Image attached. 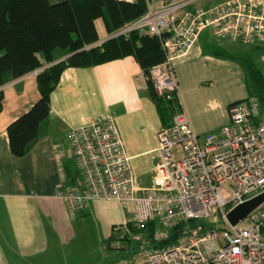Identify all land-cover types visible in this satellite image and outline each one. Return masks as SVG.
I'll list each match as a JSON object with an SVG mask.
<instances>
[{
    "label": "built area",
    "instance_id": "obj_1",
    "mask_svg": "<svg viewBox=\"0 0 264 264\" xmlns=\"http://www.w3.org/2000/svg\"><path fill=\"white\" fill-rule=\"evenodd\" d=\"M198 1L162 0L152 6L146 0L141 17L86 47L133 32L160 45L163 60L137 76L151 82L157 97L176 99L172 124L155 136L158 161L150 186L139 189L114 119L101 114L69 132L80 183L62 186L56 197L68 212L88 201L127 205L136 213L130 221L137 228L149 221L161 228L196 222L176 244L147 252L140 264H264V202L236 225L226 219L232 208L264 194V107L257 97L232 103L229 123L200 139L178 99L174 66L206 28L219 38L264 49V0H227L211 8L197 6ZM213 208L226 223L220 234L203 225ZM246 219L249 224L242 225Z\"/></svg>",
    "mask_w": 264,
    "mask_h": 264
},
{
    "label": "crops",
    "instance_id": "obj_2",
    "mask_svg": "<svg viewBox=\"0 0 264 264\" xmlns=\"http://www.w3.org/2000/svg\"><path fill=\"white\" fill-rule=\"evenodd\" d=\"M148 1L156 6L162 0ZM225 1L199 0L197 6L211 8ZM248 65L262 73L264 49L219 38L210 28L201 32L186 57L175 62L178 99L200 139L229 123L232 103L254 97ZM141 72L132 56L65 69L50 96V116L41 123L37 140L23 157L11 153L6 131L39 99L37 73L3 87L0 264H55L54 254L73 246L75 224L94 218L109 230L110 225L130 221L129 207L115 201H88L79 211L68 212L56 192L80 183L69 132L101 114L114 119L139 189L150 186L158 161L155 136L163 126L155 103L146 94L145 80L137 77Z\"/></svg>",
    "mask_w": 264,
    "mask_h": 264
},
{
    "label": "trees",
    "instance_id": "obj_3",
    "mask_svg": "<svg viewBox=\"0 0 264 264\" xmlns=\"http://www.w3.org/2000/svg\"><path fill=\"white\" fill-rule=\"evenodd\" d=\"M146 10V0L131 3L115 0H0V111L3 87L41 69L36 76L39 99L7 127L9 149L14 156L23 157L37 140L41 123L50 116L51 93L65 69L87 68L132 56L147 75L153 65L163 60L158 41L136 32L86 48L99 42L95 28L97 19H103L109 36L141 17ZM248 76L251 95L257 97L264 107L263 74L248 65ZM146 90L147 96L155 103L162 126H170L176 99L169 102L157 97L150 81L146 82ZM195 224V221L176 224L170 228L167 238L157 241L156 221L146 222L139 228L129 221L127 230L113 227L106 242L109 249L113 248L114 242L129 246L133 241L131 235H138L140 240L135 243L149 249L161 248L174 244L185 226Z\"/></svg>",
    "mask_w": 264,
    "mask_h": 264
},
{
    "label": "rangeland",
    "instance_id": "obj_4",
    "mask_svg": "<svg viewBox=\"0 0 264 264\" xmlns=\"http://www.w3.org/2000/svg\"><path fill=\"white\" fill-rule=\"evenodd\" d=\"M95 28L97 31L99 41L105 39L108 36V32L106 30L102 18H99L95 21ZM206 33L209 36L210 40L215 41V39H213L208 32ZM225 41L219 40V42H223V43ZM228 44L230 45L229 42ZM126 212L127 215H129L127 219L131 220L136 217V213L134 212V210H132V208L129 207V210H126ZM248 224H249L248 219L242 222V225H248ZM203 225H205V227L208 230L214 229L218 234H220L221 231L226 228V223L222 221L216 208H213V216L204 220ZM122 226L123 224L121 223H115L114 226L110 225L108 230V227L105 226L104 223L103 225H101V222L94 218H86L84 221H82V224L79 225L75 224L76 239L73 246L66 248L64 251L58 252L57 254H54L53 256L54 263L55 264H124V263L140 264L144 260L145 254L153 250L154 248L149 249L135 243L134 241L140 240V236L138 235L136 236L131 235V239L133 241L130 243L129 246L126 243L114 242L112 244L113 248L112 249L108 248V244L106 240L109 235L108 233H110L111 227L122 229ZM187 228L188 226H185V229L181 232V234ZM169 230L170 228H161L157 226V230L155 232V240L162 241L165 238H167L169 234ZM157 232L164 233L165 237L162 239L156 238ZM179 237L177 238L176 242L178 241ZM176 242L174 244H176ZM171 245H167V246H171Z\"/></svg>",
    "mask_w": 264,
    "mask_h": 264
},
{
    "label": "water",
    "instance_id": "obj_5",
    "mask_svg": "<svg viewBox=\"0 0 264 264\" xmlns=\"http://www.w3.org/2000/svg\"><path fill=\"white\" fill-rule=\"evenodd\" d=\"M264 202V194H260L242 204L232 208L227 214L226 219L231 225H236L245 219L254 209Z\"/></svg>",
    "mask_w": 264,
    "mask_h": 264
}]
</instances>
